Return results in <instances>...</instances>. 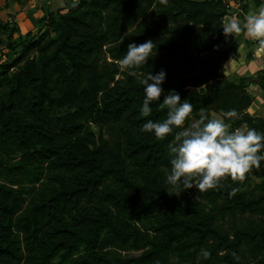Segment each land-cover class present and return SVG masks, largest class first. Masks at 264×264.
<instances>
[{"label":"trees","instance_id":"16d2710c","mask_svg":"<svg viewBox=\"0 0 264 264\" xmlns=\"http://www.w3.org/2000/svg\"><path fill=\"white\" fill-rule=\"evenodd\" d=\"M68 1L36 33L16 37L15 24L0 25V264H264V162L243 180L169 193L174 133L158 140L140 131L166 116L158 103L149 117L139 113L140 80L161 69L160 102L175 89L193 118L203 109L230 130L264 131L247 89L254 77L264 89V68L239 81L222 72L243 33L223 32L231 6ZM235 1L241 21L264 5ZM149 39L155 55L122 70L128 44Z\"/></svg>","mask_w":264,"mask_h":264},{"label":"clouds","instance_id":"9594fccd","mask_svg":"<svg viewBox=\"0 0 264 264\" xmlns=\"http://www.w3.org/2000/svg\"><path fill=\"white\" fill-rule=\"evenodd\" d=\"M251 37L264 45V6L258 11L244 16L243 21L233 16L223 24L225 36L240 34ZM154 41L149 39L142 43L131 42L126 53L119 60L123 69H139L155 55ZM130 74H135L130 71ZM166 71L161 69L153 74L149 72L140 80L143 85V100L139 109L142 117H149L153 103L166 108L162 120L147 119L140 127L141 132H148L158 140L174 133L168 144L171 153L170 172L166 182L171 186L169 193L197 187L199 191L215 188L225 176L233 180H243L252 168H259L264 162V131L256 128H234L222 118H209L203 109L199 118H193V105L188 98L181 99L180 93L171 89L164 95L163 82ZM229 115H232L229 113ZM189 120L190 126L184 127ZM175 189H181L179 191ZM204 255L208 253L205 251Z\"/></svg>","mask_w":264,"mask_h":264},{"label":"crops","instance_id":"0c3cea01","mask_svg":"<svg viewBox=\"0 0 264 264\" xmlns=\"http://www.w3.org/2000/svg\"><path fill=\"white\" fill-rule=\"evenodd\" d=\"M228 4L231 6V10L227 17L235 16L238 18L239 3L235 0H228ZM261 6L264 5L250 9L245 15L258 11ZM55 8L58 7L53 0H0V19L3 21L0 22V25L6 22H9L10 25L15 24L19 28L15 34L16 37L19 33L26 34L30 31L36 33L37 28L40 26L39 19L48 14L49 9L54 10ZM35 30L37 31L35 32ZM223 68L225 69L223 70ZM223 68L222 72L234 81H239L241 77L245 76L244 72L246 71L253 72L264 68V45L242 33L239 39L238 52L224 62ZM253 83L258 85L256 87H260L256 77L251 84ZM262 90L264 91L263 88ZM260 96V99H264L263 94H260ZM255 100L256 96L251 106H253Z\"/></svg>","mask_w":264,"mask_h":264},{"label":"rangeland","instance_id":"374dc122","mask_svg":"<svg viewBox=\"0 0 264 264\" xmlns=\"http://www.w3.org/2000/svg\"><path fill=\"white\" fill-rule=\"evenodd\" d=\"M227 2H228V0H226ZM67 3L68 4H70V1H68L67 0ZM231 17H233V16H231ZM231 17H227L226 18V21L229 19V18H231ZM0 22H3L1 19H0ZM37 30H38V28H37ZM37 30H35V32L37 31ZM1 59L2 60H4V59H6L5 57H1ZM109 60H111L110 58H109ZM226 68V67H225ZM225 68H223V70L225 69ZM256 70H254L253 72H250V71H246V72H244V75L246 76V77H248V76H254V75H256ZM244 77V76H243ZM255 78V77H254ZM256 86H258L256 83H253V84H250L249 86H248V90L252 93V94H254L255 96H256V100H255V102H254V104H253V106H251L248 110H249V112L250 113H252V114H254V115H260V116H264V99H260L259 97H261L260 96V94L262 95H264V91L262 90V88L260 89V87L258 88V87H256ZM261 90V91H260ZM259 92V93H258ZM263 98V97H262ZM213 117H218V118H222V119H224V117H223V115H221V114H217V113H213V115H212ZM225 120V119H224ZM228 123V122H227ZM229 124V127H230V123H228ZM91 128H92V130H94V131H97V128L94 126V125H91ZM240 128H246L245 126H242V127H240ZM251 174L253 175V181L252 182H258L259 181V178H257L255 175H254V171H252L251 172ZM142 252V250H140V251H130V253L129 254H131V255H139L140 253Z\"/></svg>","mask_w":264,"mask_h":264},{"label":"water","instance_id":"95a60500","mask_svg":"<svg viewBox=\"0 0 264 264\" xmlns=\"http://www.w3.org/2000/svg\"><path fill=\"white\" fill-rule=\"evenodd\" d=\"M53 1H54V3L57 4V7H58V8L63 7V5L65 4V0H53ZM201 91H203V88H201ZM196 119H197V118H196Z\"/></svg>","mask_w":264,"mask_h":264}]
</instances>
